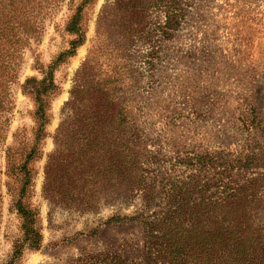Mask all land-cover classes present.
Wrapping results in <instances>:
<instances>
[{
	"label": "rangeland",
	"instance_id": "374dc122",
	"mask_svg": "<svg viewBox=\"0 0 264 264\" xmlns=\"http://www.w3.org/2000/svg\"><path fill=\"white\" fill-rule=\"evenodd\" d=\"M113 7L114 0H0V264H151L141 226L108 222L140 212L138 195L129 201L94 189L108 190L110 179L78 177L42 191L52 135L82 70L114 99L105 116L121 109L126 134L136 131L146 171L236 194V243L212 235L204 261L186 264H264V0H187L170 26L155 9L136 21ZM78 12L83 42L53 66L56 91L46 97L36 139V104L24 83L41 80L68 49L75 38L68 23ZM92 198L107 203L78 210ZM19 208L34 213L35 250Z\"/></svg>",
	"mask_w": 264,
	"mask_h": 264
},
{
	"label": "trees",
	"instance_id": "16d2710c",
	"mask_svg": "<svg viewBox=\"0 0 264 264\" xmlns=\"http://www.w3.org/2000/svg\"><path fill=\"white\" fill-rule=\"evenodd\" d=\"M186 2L114 0L113 8L121 10L124 16L136 18V21L147 10L155 9L164 19V24L170 26L182 17L181 9ZM105 8L107 5L102 10ZM78 22L79 12L72 16L67 27L75 38L48 67L47 74L41 80L28 79L24 83V88L28 89L36 104V139L41 136V128L47 122L46 97L56 91L52 80L53 66L71 57L83 42ZM5 27L1 25L0 32ZM1 39L7 42L4 37ZM69 95L70 100L66 103L68 114L52 135L54 149L47 156L44 166L43 192L57 191L63 185L60 180L78 177L79 180L110 179L108 190L100 183L94 184V189L113 195L120 193L129 201L138 195L140 212L114 216L108 222L141 226L146 236L147 260L151 264H186V258L204 261L208 254L203 244L211 240L212 235L213 241L236 243V194H211L209 185L201 184L202 180H165L158 169L146 171L142 159L147 155L138 142L136 131L128 127L126 134V117L121 114V109L110 117L105 116L115 110V101L104 97L87 71H78L74 75ZM34 154L35 147L25 156L24 162L31 160ZM64 154L68 157H64ZM64 159L68 161L66 169L61 165ZM24 174L27 176V171ZM106 200H81L77 202V207L80 211L95 210ZM53 201L59 203L55 198ZM155 203L156 210L147 216L144 210ZM246 203L248 206L249 202ZM18 212L23 219L24 239L35 250L39 235L32 227L34 213L21 208Z\"/></svg>",
	"mask_w": 264,
	"mask_h": 264
}]
</instances>
